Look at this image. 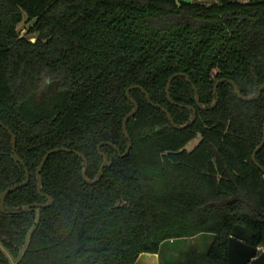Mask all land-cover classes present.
Wrapping results in <instances>:
<instances>
[{"label": "trees", "instance_id": "16d2710c", "mask_svg": "<svg viewBox=\"0 0 264 264\" xmlns=\"http://www.w3.org/2000/svg\"><path fill=\"white\" fill-rule=\"evenodd\" d=\"M27 25L21 35L19 27ZM170 86V104L166 86ZM195 101V87L201 106ZM264 0H0V264H135L167 242L212 237L228 264L235 225L264 243ZM151 102L168 111L175 129ZM179 105L180 107H178ZM194 147L189 144L196 141ZM102 144H110L103 145ZM111 160L99 182L103 158ZM264 170V146L256 155ZM23 185V186H22ZM237 200L228 206L231 200Z\"/></svg>", "mask_w": 264, "mask_h": 264}, {"label": "water", "instance_id": "95a60500", "mask_svg": "<svg viewBox=\"0 0 264 264\" xmlns=\"http://www.w3.org/2000/svg\"><path fill=\"white\" fill-rule=\"evenodd\" d=\"M177 77H184L186 79V81L191 84L189 78L186 76V75H183V74H176L174 76H172L170 78V80L168 81L167 83V86H166V97H167V100L170 104L174 105V103L172 102L171 98H170V86H171V83L174 79H176ZM224 80H220L218 82H216L215 86H214V89H213V92H214V95H215V101L213 103V105H211L210 108H205L203 106H201L200 104V101H199V95L195 89V87L192 85V88H193V91L195 93V101H196V105L198 107L199 110L201 111H205V110H208V109H211L214 108L216 105H217V102H218V94H217V87L220 83H222ZM229 84L233 87L234 89V92H235V95L237 96L238 99L244 101L245 102H252L254 100H257V98L260 96V94H262V92H264V85H261L256 94L252 97H243L238 89V87L234 84V83H231L229 82ZM133 89H136V90H139L141 91L145 97H146V100L147 102L153 107V108H156V109H159L166 117H167V120L169 121V123L171 124V126L175 129H185L187 128L188 126H191L194 122H195V119H196V114H197V111L196 109L194 108H188L193 114L191 116V119H190V122L187 124V125H184L182 127H178L172 120V117L170 116V114L168 113V111L158 105H155L151 102L148 94L144 91V89L140 88V87H132L130 89H128L126 91V98L127 100L133 105L134 109L132 112L128 113V115L124 118L123 120V123H122V129H123V133H124V136L125 138L129 141V144H128V147H127V150L125 152L124 155H121L120 152L117 151V157L118 158H123L125 157L130 148H131V142H130V138H129V134L127 132V123H128V120L130 118H133L135 116V114L137 113L138 111V106L136 104V102L129 96L130 95V91L133 90ZM178 107H180L179 105H177ZM0 127H2L5 131L8 132L10 138H11V143H12V153H13V157L15 159V161L17 163H19L23 168H24V171L26 173V179H25V182L23 183V185H26L29 181V173H28V170L25 168L24 164L22 163V161L18 158V156L16 155L15 153V146H16V141H15V138L12 134V132L7 128L5 127L3 124L0 123ZM103 145H109L110 144H102L101 146ZM98 147L97 151L99 153V155L103 158V164H102V167L99 171V175L97 177L96 180L94 181H89L87 179V176H86V173H87V168H88V164H87V159H85L82 155H80L79 153L77 152H74V151H68V150H65V149H54L50 152H48L42 159V162L41 164L39 165V167L37 168V172H36V178H37V192L40 196H42V193H41V188H42V178H41V170L42 168L44 167L45 163L47 162L48 158L54 154V153H59V152H70V153H73L75 154L78 158H80L83 162V171H82V177H83V180L86 184L88 185H94L95 183L99 182V180L101 179L102 177V174H103V170L107 167H110L111 166V160L108 159V157L104 154H102L100 152V147ZM264 146V127H263V138H262V142L261 144L259 145V147L254 151L253 155H252V162L254 163V165H256L258 167V169L260 171L263 172L264 174V170L258 165L257 161H256V155L258 154V152L260 151V149H262V147ZM22 185V186H23ZM19 187H13V188H10L9 190L5 191L2 196H1V199H0V210L3 214H21V213H25V212H28L30 209H39V208H47L49 207L51 204H52V200L51 198H49L48 196H44L47 200V203L46 204H33V205H29L27 207H24L21 211H16V212H11V213H7L5 212L4 210V203H5V199L7 197L8 194H10V192H14L15 190H17ZM237 200H231L227 203L228 206L230 205H233L234 203H236ZM255 237V234L253 233V231H250L248 230L247 228L241 226L240 225H235L231 232H230V237H229V241H228V249H227V260H228V264H264V252H260V250L256 249L255 246H253L252 244H250V242L254 239ZM258 248V247H257Z\"/></svg>", "mask_w": 264, "mask_h": 264}, {"label": "rangeland", "instance_id": "374dc122", "mask_svg": "<svg viewBox=\"0 0 264 264\" xmlns=\"http://www.w3.org/2000/svg\"><path fill=\"white\" fill-rule=\"evenodd\" d=\"M201 4H216L218 0H196V3ZM27 25H22L19 27L21 35L26 33ZM197 140L190 143L188 148L194 147L193 145L196 144ZM212 237H200V239L191 241V244L185 243V241H177L174 245L170 244L169 242L162 245L160 249V256L167 261L168 263H176V264H189L190 262L186 259L184 262V258L181 257L180 252H186V255H189L191 250L198 247L200 249V255L198 256L199 260L205 258V254L207 253L208 246L211 244ZM187 242V241H186ZM189 242V241H188ZM173 251V253L171 252Z\"/></svg>", "mask_w": 264, "mask_h": 264}, {"label": "crops", "instance_id": "0c3cea01", "mask_svg": "<svg viewBox=\"0 0 264 264\" xmlns=\"http://www.w3.org/2000/svg\"><path fill=\"white\" fill-rule=\"evenodd\" d=\"M176 1H183V2H190V3H196V0H176ZM200 239V237L194 238V239H187L183 240L185 243L191 244V241ZM187 241V242H186ZM189 241V242H188ZM177 241L169 242L170 244H175ZM262 248L261 252H264V243L260 246ZM173 253V251H171ZM181 257L184 258V262L187 259L190 263L189 264H209L206 258L202 259V261L199 260L198 256L200 255V249L198 247L191 250L189 255H186L183 251L180 252ZM186 263V262H185ZM135 264H176V263H168L165 261L162 256L159 254H143L141 257L138 258V261H136Z\"/></svg>", "mask_w": 264, "mask_h": 264}, {"label": "built area", "instance_id": "2783aa9c", "mask_svg": "<svg viewBox=\"0 0 264 264\" xmlns=\"http://www.w3.org/2000/svg\"><path fill=\"white\" fill-rule=\"evenodd\" d=\"M256 249L260 250V252H261V250H262V248H260V246H259L258 248H256ZM261 253H262V252H261Z\"/></svg>", "mask_w": 264, "mask_h": 264}]
</instances>
